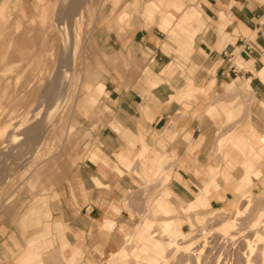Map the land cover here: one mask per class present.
<instances>
[{
	"label": "crops",
	"instance_id": "1",
	"mask_svg": "<svg viewBox=\"0 0 264 264\" xmlns=\"http://www.w3.org/2000/svg\"><path fill=\"white\" fill-rule=\"evenodd\" d=\"M140 2L104 0L107 11L121 7L116 22L138 11L145 23L94 35L98 52L73 110L85 121L100 109L101 126L54 195L0 222V264H161L167 251L153 238L157 226L174 223L186 240L189 205L220 209L242 189L228 168L246 160L247 138L255 143L249 125L264 133V0ZM188 11L192 27L177 30ZM243 78L248 95L226 91ZM257 157L264 163V147Z\"/></svg>",
	"mask_w": 264,
	"mask_h": 264
},
{
	"label": "rangeland",
	"instance_id": "2",
	"mask_svg": "<svg viewBox=\"0 0 264 264\" xmlns=\"http://www.w3.org/2000/svg\"><path fill=\"white\" fill-rule=\"evenodd\" d=\"M181 1L185 7L190 4L189 0ZM60 2L0 0V152L7 144L13 145L10 156H0V222L16 217L24 204L26 207L41 204L50 198L49 193L54 195V188L62 181H67L69 170L74 165L73 155L76 150L82 144H87L91 129L96 130L101 126L100 109H96L88 116L89 120L85 121H81L73 110L80 95L78 81L98 52L94 40L96 32L101 27L104 32H124L145 23L138 11L130 13L122 22H116L115 17L121 7L107 11L104 0H73L71 15L74 17V26L71 36L75 40L74 55L71 57L69 54L70 64L64 69V80L60 79L63 83L61 97L43 101L41 110L37 111L35 100L57 70L70 31L65 24L67 33L65 30L60 35L57 23ZM66 7L64 2L61 10L63 19L67 16ZM150 23L148 25H156L155 21ZM240 91L248 95L246 91ZM5 127H11V132L6 133ZM26 130L22 136L19 134ZM219 144L217 155L222 154L226 140ZM220 161H223L221 156ZM259 168L264 169L263 162L251 166V171ZM228 169L239 172L234 167ZM253 182L246 192L242 186L238 194L226 201L220 209H207L206 206L192 210L187 208L188 212L194 211L193 218L199 219L200 223H191L193 230H187L190 232L189 238L178 241L180 246L174 244V248H169L161 264L236 263V253L241 255L246 251V242L251 244L256 238L254 233L257 231L264 234V170L256 175ZM210 185H216L214 180L206 187ZM29 196L30 202L23 201ZM188 212L184 211L185 214ZM234 218L242 221L241 229L236 234L229 230V226L234 224ZM146 219L148 217L139 224ZM161 219L165 218L158 220ZM252 224L259 225L253 230ZM169 231L170 228L162 223L157 226L156 237L163 239ZM257 247L261 248V245ZM260 248H257V252ZM198 253L200 256L197 261ZM256 256L252 260L256 261L254 264L260 263L258 254ZM134 262L143 264L137 260Z\"/></svg>",
	"mask_w": 264,
	"mask_h": 264
},
{
	"label": "bare ground",
	"instance_id": "3",
	"mask_svg": "<svg viewBox=\"0 0 264 264\" xmlns=\"http://www.w3.org/2000/svg\"><path fill=\"white\" fill-rule=\"evenodd\" d=\"M64 2L67 4V7H66V19H63V16H62V6L64 4ZM73 0H61L60 2V7H59V17H58V20H59V32H60V35L61 33L63 34L66 30V33H67V29L66 27L64 26L66 24L67 27H69L68 29H70L69 33H68V36H67V43L63 45V49H62V53H61V56L58 60V63H57V70L55 71L54 74H52L51 78L49 79V82L48 84L46 85V87L43 89L41 95L35 100V102L37 103V107H35V109L38 110H41V103L43 104V101L45 100H50L51 97H61V87H63V83L62 81L64 79H62L64 76H65V73H64V69L67 67L68 63L69 62V57H70V53H71V57L72 55H74V43H75V40H74V36H71V33L73 34L72 30H73V19L74 17H72L71 15V12H72V6H73ZM199 8V6H198ZM69 17H71V19H68ZM69 21H68V20ZM170 22V21H168ZM194 22L190 12H186V14H184V16L179 20L178 24H176V28L177 29H181V30H184L183 28L186 27L188 28L192 23ZM192 26H190L191 28ZM186 31V30H184ZM183 31V32H184ZM189 31V28L188 30ZM66 37V35L64 36ZM76 48V47H75ZM76 51V50H75ZM76 54V53H75ZM73 62V60H72ZM237 66V65H236ZM238 66H240L238 64ZM56 68V67H55ZM73 66L71 67V70H72ZM239 68V67H238ZM241 69V66L240 68ZM60 79L62 81H60ZM78 82H81V78L79 79ZM250 78H243L240 82L238 83H235L234 81H231L230 83H228L227 87H226V91H232V90H235V89H240V90H246L247 88H249L250 86ZM79 84V83H78ZM65 85V84H64ZM77 85V84H76ZM70 86V85H69ZM78 86V85H77ZM78 88V87H77ZM67 92V91H66ZM78 92V91H77ZM260 110L264 113V103L263 104H260ZM14 127V126H13ZM11 127H5V130L6 133H9ZM4 131V130H3ZM11 132V131H10ZM27 132L26 131H22L20 132L19 134H21V136ZM34 132V131H32ZM4 133V134H6ZM249 134L250 135H253L255 136V143L253 141H251V139L249 140V138L246 139V152H242V154L244 155L245 157V161L244 163L241 165V167L239 168V173H238V176H237V179L238 181L240 182V185H242L244 188H245V192L247 191V188L249 187H252V184L254 183L253 180L255 179L256 177V173H252L251 171V166L255 165L256 163L258 164L259 163V159L257 157V152L259 151V149H261L262 147H264V133H258L252 126L249 125ZM248 134V135H249ZM249 135V136H250ZM7 136V135H6ZM9 136V135H8ZM20 137V135H19ZM221 141L223 142L224 139H221L219 142L221 143ZM218 142V144H219ZM223 144V143H222ZM222 144H219V146H222ZM233 145V144H232ZM218 146V147H219ZM13 151V145H6L5 146V149H3V151L0 152V156L2 157H6V156H10L11 153ZM239 152V151H237ZM8 154V155H7ZM5 159H8V158H5ZM4 159V160H5ZM3 161V160H2ZM4 164V162H2ZM160 163V162H159ZM3 167V166H2ZM239 167V166H238ZM161 168V167H160ZM238 169V168H237ZM165 171V169H164ZM133 174V173H132ZM162 175V174H161ZM165 175V174H163ZM162 177V176H161ZM159 176V178H161ZM142 179L144 182H146V179L147 177L146 176H142ZM168 178V177H167ZM136 180V179H135ZM158 180V179H157ZM161 180V179H159ZM158 180V181H159ZM168 180V179H167ZM157 181V182H158ZM143 182V183H144ZM152 182V181H151ZM150 182V183H151ZM253 182V183H252ZM4 183V182H3ZM1 183V184H3ZM147 183V182H146ZM156 183V182H155ZM252 183V184H251ZM154 184V183H153ZM251 184V186H249ZM147 186H150V185H147ZM210 187H214V185H210ZM209 187V188H210ZM209 188H207L206 190L203 191V195L204 196H207L208 197V194H209ZM250 189V188H249ZM250 191V190H249ZM213 192V191H212ZM199 193V192H198ZM215 194V193H214ZM200 196V195H199ZM201 197V196H200ZM254 197V196H253ZM215 198V197H214ZM220 199H222L221 197H219ZM252 199V198H251ZM254 199V198H253ZM127 202V201H126ZM188 205V204H187ZM129 207V206H128ZM250 207V206H249ZM188 208L190 210L193 209L192 206H188ZM241 208V207H240ZM129 210V208H128ZM131 210V209H130ZM237 210V209H236ZM129 212V211H128ZM237 212V211H236ZM248 212V211H247ZM247 214V213H246ZM264 215V212L262 213ZM235 216V215H234ZM236 218V217H235ZM234 218V219H235ZM244 218V217H243ZM263 221H264V218H263ZM196 223H200L199 219H193V224H196ZM241 224H242V221H240V219H235L234 221V224L230 225L229 226V230L233 233L235 231L234 234L238 233L240 231V227H241ZM165 225L167 226V228H170V231L168 234H165L163 239H159L157 237H153L155 238L156 240H158V246L161 248V251H167L169 250V248H174L173 245L174 244H179L178 241H182L183 240V237L180 235L179 231H178V228H177V225L174 224V223H165ZM259 224H252V229L255 228V226L257 227ZM260 227V226H259ZM256 229V228H255ZM253 229V230H255ZM107 230V229H106ZM189 230H193L191 227H189ZM190 233V232H189ZM150 234V233H149ZM256 237L253 241V243H249V242H246V246H247V249L245 252H243L241 255L236 253L237 256L234 257L235 259V262H241L243 264H254V261L252 262L253 258L258 254V257L260 259V263H257V264H264V234L263 233H258L256 231V233H254ZM253 238V237H252ZM190 241V240H189ZM258 245H261V248L260 247H257ZM180 246V245H178ZM257 248H260V250L257 252ZM121 249V248H120ZM152 250V249H151ZM120 251V250H119ZM106 252V251H105ZM111 252V251H110ZM118 252V251H117ZM173 252V250L171 251ZM239 252V250H238ZM82 253V252H81ZM196 256H198V258L196 259L198 261L199 259V256H200V253H198ZM80 257V256H79ZM201 258V257H200ZM257 258V256H256ZM36 259V256L35 257H32V258H29L27 259L26 261H32V260H35ZM78 258H76L77 260ZM232 259V258H231ZM69 261V260H68ZM75 261V260H74ZM78 261V260H77ZM82 261V260H80ZM234 263V264H237ZM256 262V261H255ZM30 263V262H29ZM78 263V262H77ZM233 263V262H232ZM240 263V264H241ZM81 264V263H80ZM256 264V263H255Z\"/></svg>",
	"mask_w": 264,
	"mask_h": 264
}]
</instances>
